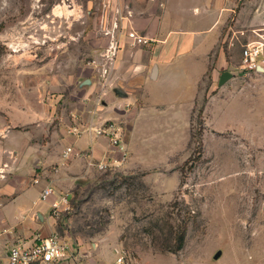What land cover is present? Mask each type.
Here are the masks:
<instances>
[{"label":"rangeland","instance_id":"rangeland-1","mask_svg":"<svg viewBox=\"0 0 264 264\" xmlns=\"http://www.w3.org/2000/svg\"><path fill=\"white\" fill-rule=\"evenodd\" d=\"M103 10L100 0H0L2 179L13 173L8 147H47L54 131L80 123L74 118L87 113L86 101L102 110L118 98L117 88H134L141 99L144 88L116 81L118 68L111 65L104 81L89 64L105 46ZM235 17L212 53L217 69L199 84L190 117V87L149 83L163 106L137 120L139 165L94 170L63 193L69 205L53 214L63 241L91 246L117 229L121 248L141 264L142 256L172 252L175 232L186 227L177 251L184 262L159 256L152 264H264V71L246 70L242 55L247 43L263 40L256 32L264 24L240 25ZM225 72L231 75L221 83ZM93 78L103 81L94 86ZM127 119H115L123 136Z\"/></svg>","mask_w":264,"mask_h":264},{"label":"crops","instance_id":"crops-1","mask_svg":"<svg viewBox=\"0 0 264 264\" xmlns=\"http://www.w3.org/2000/svg\"><path fill=\"white\" fill-rule=\"evenodd\" d=\"M100 1L104 10L98 24L102 23L104 34L99 39L105 46L94 50L96 57L105 61L102 56L111 42V35L107 32L115 33L120 47L114 62L119 71L116 81L124 88H144V92L139 100L133 93L134 88L130 92L117 88L118 98H113L110 105L102 110L93 109V103L85 100L89 110L87 113L81 111L74 118L80 123L77 122L76 126H69L68 129L62 128L61 132L54 131L47 147L38 149L33 143H27L25 146L6 149L13 153L15 160L8 163L9 169L13 171L9 173L10 179L6 180L7 173L5 179H0V229L3 230L0 239V264H8L9 250L14 244L33 245L37 239L57 232L58 221L53 215L51 204L77 180L86 178L94 170L98 171L99 168L93 163L109 154L112 159H117V168L139 165L135 161L134 151L137 120L145 111L163 106L158 103V96L149 83H170L178 89L190 87L192 94L187 100L190 117L199 84L208 72L217 69L211 56L225 35L229 17L237 14L235 19L240 25L246 23L251 27L258 22L264 24V0H245L238 13L234 7L239 0ZM130 30L138 31L151 42L132 47L127 37ZM96 40L94 38L93 43ZM221 60L224 61L223 56ZM97 70L99 71L98 67H93V73ZM94 79V86L103 81ZM138 100L140 106H133L128 112L125 107ZM117 118H128L127 130L123 136L125 159L110 145L106 136H97L91 128L105 120L115 121ZM9 135L12 136L9 139L16 137V134ZM70 145L91 152L92 156L64 159L63 151ZM1 152L2 149L0 154ZM52 165H57V172L50 168ZM5 170L0 155V171L4 173ZM35 178L38 179L37 183L34 182ZM49 184L53 186L54 192L46 200H42L41 192ZM68 243L74 254L77 253L76 256L57 264H78V260L85 264H112L116 258L115 250L122 247L117 229L93 240L91 246L84 241L69 240ZM178 252L142 256L141 264H152L159 256H175L174 258L184 262V256H178Z\"/></svg>","mask_w":264,"mask_h":264},{"label":"built area","instance_id":"built-area-1","mask_svg":"<svg viewBox=\"0 0 264 264\" xmlns=\"http://www.w3.org/2000/svg\"><path fill=\"white\" fill-rule=\"evenodd\" d=\"M258 36L263 40H257L247 43L243 48V67L248 71H264V30L263 33L256 32ZM107 34L111 35V42L106 52L103 54L105 61H99L93 59L89 64L94 67H98L101 75L104 77V81L108 80L107 76H110L111 65L114 67L116 59L117 49L119 47V38L116 34L108 31ZM127 37L132 47L147 45L151 42L145 35L140 34L136 30H130L127 33ZM260 60L262 62H260ZM92 130L97 136H106L109 139L110 145L113 146L122 154V159L126 157V150L123 143V127L121 124L114 120H105L100 125H93ZM88 157L92 156L91 152L79 150L74 146H67L63 151L64 159L70 157ZM109 154L103 156V158L96 164L99 170L106 171L108 168L117 165V159ZM54 172L58 171V167L53 168ZM3 173L0 171V179L3 177ZM37 183L38 179H34ZM53 186H46L41 192V199L46 200L51 194H53ZM69 205V199L67 194H63L51 204L52 212L55 216H58L60 211L67 209ZM3 235V230L0 229V239ZM116 258L112 264H139L138 260L133 257L129 252L123 248L115 250ZM77 254V253H76ZM73 249L69 244L61 239L58 233H53L46 238H39L33 245H26L23 243L14 244L8 255V264H57L66 259L76 256ZM77 262V261H76ZM78 264H85L78 260Z\"/></svg>","mask_w":264,"mask_h":264},{"label":"trees","instance_id":"trees-1","mask_svg":"<svg viewBox=\"0 0 264 264\" xmlns=\"http://www.w3.org/2000/svg\"><path fill=\"white\" fill-rule=\"evenodd\" d=\"M176 234V246L174 247L173 250H171L172 252H177L179 250H181L185 244V237H186V227H184L180 232L179 230H177L175 232Z\"/></svg>","mask_w":264,"mask_h":264},{"label":"water","instance_id":"water-1","mask_svg":"<svg viewBox=\"0 0 264 264\" xmlns=\"http://www.w3.org/2000/svg\"><path fill=\"white\" fill-rule=\"evenodd\" d=\"M230 75H231V74H230L229 72H225V73H223L222 76H221V80H220V82L222 83V82H224L225 80H227V78H229Z\"/></svg>","mask_w":264,"mask_h":264}]
</instances>
